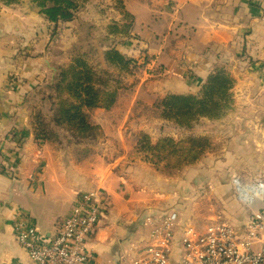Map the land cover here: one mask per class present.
<instances>
[{
  "label": "crops",
  "instance_id": "crops-1",
  "mask_svg": "<svg viewBox=\"0 0 264 264\" xmlns=\"http://www.w3.org/2000/svg\"><path fill=\"white\" fill-rule=\"evenodd\" d=\"M120 1L136 22L131 41L120 52L138 65L147 63L136 81L142 85L144 79L154 78L155 70H164V65L172 69L184 59L192 72L188 86H175L166 94L159 91L155 97L199 95L213 71L229 72L235 82L233 106L219 121L205 122L218 149L175 181L164 178L137 155L136 141L129 150L126 142L137 140L138 131L145 129L134 131L127 125L136 122L135 102L121 96L115 109L100 110L108 116L94 119L112 133L105 130L99 146L87 148L90 154L76 153L79 147L67 140L61 146L35 141L29 99L35 86L53 82L59 66L53 53L61 35L73 26L53 36V27L31 0L13 7L0 3V218L5 223L0 227V264H32L15 239L16 221L32 220L49 241L78 196L89 191L99 193L107 206L103 229L88 244L97 264H120L117 240L137 237L151 214L170 209L159 206L160 194H169V187L187 186L188 195L215 188L212 193L222 199V211L206 216L224 214L239 232L255 213L264 212V0ZM123 103L125 116L106 114L117 113ZM114 123L123 125L115 131ZM236 177L263 183L261 194L251 197L248 205L234 200L231 183Z\"/></svg>",
  "mask_w": 264,
  "mask_h": 264
},
{
  "label": "trees",
  "instance_id": "trees-1",
  "mask_svg": "<svg viewBox=\"0 0 264 264\" xmlns=\"http://www.w3.org/2000/svg\"><path fill=\"white\" fill-rule=\"evenodd\" d=\"M38 6L47 22L53 27V36L67 25H73L83 3L89 0H31ZM7 7L19 6L22 0H0ZM122 4V2H121ZM124 25L108 27L109 36L131 39L135 17L125 15ZM103 60L118 72L131 70L135 62L123 55L115 46L104 50ZM100 76L79 52H72L71 62L58 68L56 78L44 93L41 102H52L51 115L44 116L32 109V128L35 141L51 146L62 144V133H70L77 145L94 144L101 127L93 123L89 112L98 109L111 111L116 107L118 91H108L107 72ZM119 81L117 82V84ZM235 82L225 69H217L204 84L199 95H167L157 103L159 117L184 131H192L201 119H222L233 106L232 90ZM106 88V89H105ZM106 90V91H105ZM47 95V96H45ZM138 151L155 167H163L170 177L181 174L186 168L201 163L215 148L207 137H188L175 141L172 138L152 143L149 136L141 134ZM237 178V177H236ZM232 184V183H231ZM232 186V185H231ZM232 193L233 192V188ZM234 200L238 202L234 196Z\"/></svg>",
  "mask_w": 264,
  "mask_h": 264
},
{
  "label": "built area",
  "instance_id": "built-area-1",
  "mask_svg": "<svg viewBox=\"0 0 264 264\" xmlns=\"http://www.w3.org/2000/svg\"><path fill=\"white\" fill-rule=\"evenodd\" d=\"M232 188L236 200L248 205L261 194L263 183L237 177ZM106 216L104 198L84 192L49 241L25 217L15 222L14 236L32 264H97L88 244L99 237ZM144 226L137 237L117 240L120 264H264V212L253 215L241 232L224 214L187 220L172 208L151 214Z\"/></svg>",
  "mask_w": 264,
  "mask_h": 264
},
{
  "label": "rangeland",
  "instance_id": "rangeland-1",
  "mask_svg": "<svg viewBox=\"0 0 264 264\" xmlns=\"http://www.w3.org/2000/svg\"><path fill=\"white\" fill-rule=\"evenodd\" d=\"M126 13H127V9L123 5V2L121 4L120 0H89L88 2L83 3L81 9L78 12V19L76 23L71 25L73 26V29H71L70 32L66 31L64 34H62L61 35L62 39L60 40V42H58V44L56 43L57 47L53 53V59L55 60L56 63H59L58 68H64L66 66L63 67V62L66 63L69 62L68 65L70 64L72 52H79L80 54H82V56H84V59L91 64V66L97 72L98 75L104 76L105 74L103 73L107 72V78H103V79L109 80V87L105 89L108 91H115V90L118 91L117 103L119 101V96H121L123 100H127V101L131 100L132 102L133 101L135 102L132 114L134 115L133 117L135 118L136 122L127 125H131L130 127L134 131L139 130L141 126H143V128L145 129V131L144 130L138 131L136 135L137 140L130 139L128 140L129 142H126L127 146L129 147V150L133 148V146H131L132 141L133 142L136 141L137 155L142 158L143 162L147 163L153 168L158 169V170L155 169V173L163 176L164 178L170 181H175V179L180 174L170 177V175L164 172V169L160 170V168H163L162 166L158 168L155 167L145 159L146 157L142 153L138 151L137 141H139L140 139L139 136L141 134L149 136L152 143H157L161 139H165V138H172L175 141H180L191 136L207 137L211 140L213 144V148L218 149L214 138L211 137L210 135H207L209 126L205 124V122L214 123L215 121L201 119L195 125L192 131H184L177 128L175 125H173L170 122L161 120L159 117V110L157 109L156 106L160 98L159 96L155 97V94H157V92L159 91L160 92L162 91L161 94H166L165 92H170L171 90L170 88H175V86H188L189 83L188 81L190 77L189 75L192 72L190 71L189 67L186 66L185 59L184 61H177V65L172 69H169L167 66L164 65L163 66L164 70H160V69L155 70L154 71L155 73L152 74V76L154 75V78L144 79L147 81L142 85H141L142 81H136L135 77H137V72L139 71V69L141 70L145 69L147 65L146 61H141V63L138 65V63L135 62V60H133L135 64L131 66L130 68L131 70H128L126 72H118L114 68L110 69V67L104 62L102 55L105 49L115 46L119 51L124 50L126 49L125 45L131 41L130 38L125 41L121 36L119 38H116L115 36H111V37L109 36L110 31L108 27L114 24L124 25L125 24L124 19L126 17L125 16ZM135 24L136 22H134V28H135ZM65 28L66 26L63 27L62 30L65 31ZM57 36H59V34ZM71 36L73 37V42H71ZM59 39L60 37L57 38V40ZM59 47L62 48V51L58 49ZM63 49L66 50L63 51ZM173 57L177 59L175 56ZM217 69H224V68H217ZM163 71H165L166 76H161ZM214 72L215 71H213L212 73ZM118 81L119 83L117 84ZM147 86H152V87L148 88ZM44 93L50 94V92L47 90V86L34 87V91L31 93L33 94V96L31 97V99H29L31 114L33 109L34 112L36 111L41 112L44 116L51 115L50 110L53 107V103L50 101L45 103L41 102V99L43 98L42 95ZM180 96H192V95H180ZM165 97H167V95L164 96V98ZM124 105H125L124 103L123 105L122 104L119 105V107L117 108L119 109V111L117 113H106V114H113L115 116H119V115L125 116L126 106ZM100 110L102 109L89 112V116L92 119L93 123L95 124L96 122L94 119L97 116L103 118L108 116L102 114L103 113L102 111L105 110L102 111ZM121 125L123 124L114 123L113 129L117 131L121 127ZM196 126L199 128V133H197L196 131L197 128ZM105 130L112 133L111 127H106L103 129L101 128V130L99 131L100 135H98V139L94 144H82V145H77L74 142L73 140L74 138L72 137V135L64 131L62 133L61 145L63 144L65 145V142L67 140L69 141V145L73 144L79 147V151L77 150L76 153L86 156L91 152V151H87V148L91 150V146H93L94 148L99 146L98 143L100 142V140H102V135L104 134ZM218 130L219 128L214 130L216 134H219ZM111 139L114 140L115 138H111ZM114 144H116V142H114ZM115 147L118 148L117 146H114V148ZM196 188L203 189L201 187V184H196ZM167 189L169 190V194H160L159 199H161V201H159L160 204L159 206L162 207L163 205L165 207L172 208L180 212L182 216L187 220L197 219L198 221H204L209 219L206 216L207 213L222 211L220 207V202L222 199L220 198V196H216V194L214 195L212 193L215 189L213 187L210 189V192L204 193L203 190L201 192H197V194L195 195H188L189 193L187 192L189 189L187 186L177 185L176 187H169ZM227 197L229 198L228 193H227ZM185 210H187L186 214H184Z\"/></svg>",
  "mask_w": 264,
  "mask_h": 264
},
{
  "label": "water",
  "instance_id": "water-1",
  "mask_svg": "<svg viewBox=\"0 0 264 264\" xmlns=\"http://www.w3.org/2000/svg\"><path fill=\"white\" fill-rule=\"evenodd\" d=\"M4 220L0 218V227H3L4 226Z\"/></svg>",
  "mask_w": 264,
  "mask_h": 264
}]
</instances>
